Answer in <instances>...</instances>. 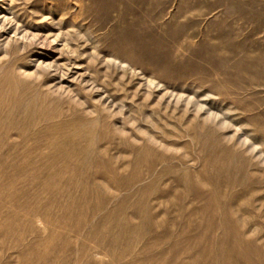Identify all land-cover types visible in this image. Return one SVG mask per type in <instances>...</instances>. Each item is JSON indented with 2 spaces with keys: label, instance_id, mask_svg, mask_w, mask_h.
<instances>
[{
  "label": "rangeland",
  "instance_id": "obj_1",
  "mask_svg": "<svg viewBox=\"0 0 264 264\" xmlns=\"http://www.w3.org/2000/svg\"><path fill=\"white\" fill-rule=\"evenodd\" d=\"M0 264H264V0H0Z\"/></svg>",
  "mask_w": 264,
  "mask_h": 264
}]
</instances>
